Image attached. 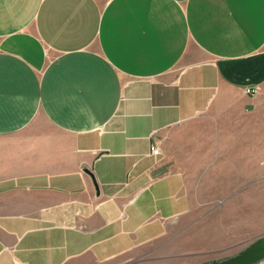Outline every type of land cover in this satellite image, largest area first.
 Returning <instances> with one entry per match:
<instances>
[{
  "label": "crops",
  "instance_id": "0c3cea01",
  "mask_svg": "<svg viewBox=\"0 0 264 264\" xmlns=\"http://www.w3.org/2000/svg\"><path fill=\"white\" fill-rule=\"evenodd\" d=\"M0 140V264L243 243L245 221L199 212L189 163L264 159V0H0Z\"/></svg>",
  "mask_w": 264,
  "mask_h": 264
},
{
  "label": "rangeland",
  "instance_id": "374dc122",
  "mask_svg": "<svg viewBox=\"0 0 264 264\" xmlns=\"http://www.w3.org/2000/svg\"><path fill=\"white\" fill-rule=\"evenodd\" d=\"M12 144V140H0V148ZM202 160H205L202 156H193L189 163L192 166L189 168L197 169L189 174L197 179L199 212L213 213L217 223L214 226L227 230H232L230 225L237 220L245 221L248 237L243 243L226 251H205L198 245V252L189 257L183 251L182 258L176 259L179 264H210L226 260L239 254L264 234V159L259 162V168L195 167ZM222 223L229 225L221 226Z\"/></svg>",
  "mask_w": 264,
  "mask_h": 264
},
{
  "label": "water",
  "instance_id": "95a60500",
  "mask_svg": "<svg viewBox=\"0 0 264 264\" xmlns=\"http://www.w3.org/2000/svg\"><path fill=\"white\" fill-rule=\"evenodd\" d=\"M262 259H264V234L258 236L251 244L232 258L211 264H254Z\"/></svg>",
  "mask_w": 264,
  "mask_h": 264
},
{
  "label": "built area",
  "instance_id": "2783aa9c",
  "mask_svg": "<svg viewBox=\"0 0 264 264\" xmlns=\"http://www.w3.org/2000/svg\"><path fill=\"white\" fill-rule=\"evenodd\" d=\"M244 93H246V94H255L256 93V89L246 88ZM150 154L153 157H159L161 155V150L156 145H151L150 146Z\"/></svg>",
  "mask_w": 264,
  "mask_h": 264
},
{
  "label": "trees",
  "instance_id": "16d2710c",
  "mask_svg": "<svg viewBox=\"0 0 264 264\" xmlns=\"http://www.w3.org/2000/svg\"><path fill=\"white\" fill-rule=\"evenodd\" d=\"M231 258H232V257H231ZM228 259H230V258H228ZM228 259H226V260H228ZM223 261H225V260H223ZM223 261H222V262H223Z\"/></svg>",
  "mask_w": 264,
  "mask_h": 264
}]
</instances>
